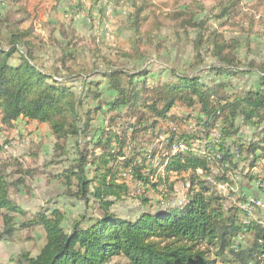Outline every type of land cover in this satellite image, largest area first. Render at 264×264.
Wrapping results in <instances>:
<instances>
[{
  "label": "trees",
  "instance_id": "obj_1",
  "mask_svg": "<svg viewBox=\"0 0 264 264\" xmlns=\"http://www.w3.org/2000/svg\"><path fill=\"white\" fill-rule=\"evenodd\" d=\"M18 1L0 0V136L20 140L21 124L44 125L54 143L41 165V142L31 141L21 158L6 151L9 140L0 144V243L36 227L45 238L36 256L24 252L0 264H264V214L249 217L241 207L248 198L228 190L233 178L264 182V54L251 57L253 15L246 41L208 24L232 25L242 0H215L209 16L176 25L193 32L192 59L182 65L169 61L172 51L164 48L154 64L147 62L139 45L151 43L142 30L151 0H127L130 11L119 20L130 32L131 51L98 53L91 66L77 67L66 26L57 37L35 38L31 27L22 28L28 19L13 20L9 12ZM250 1L255 13L264 10L261 0ZM99 12L103 17V7ZM241 76L256 81L232 82ZM171 173L183 177L170 182ZM35 174L60 184L83 212L70 223L59 208L27 215L10 194L25 190ZM176 182L186 193L172 205ZM131 196L137 217L111 210ZM88 209L98 214L87 215Z\"/></svg>",
  "mask_w": 264,
  "mask_h": 264
},
{
  "label": "rangeland",
  "instance_id": "obj_2",
  "mask_svg": "<svg viewBox=\"0 0 264 264\" xmlns=\"http://www.w3.org/2000/svg\"><path fill=\"white\" fill-rule=\"evenodd\" d=\"M261 1L264 2V0ZM150 5V8L144 13L146 21L142 30L144 32L149 31L151 43L140 44L139 51L148 57L147 62L151 64H154L153 62H155L157 56L165 53L163 48L172 51L169 61L176 63V65L190 62L192 59L190 39L193 37V32L188 31L187 36L186 31L176 25L192 15H196L195 18L199 17L201 19L205 15L209 16L210 10L215 5V0H151ZM19 7L22 12L14 13ZM101 7L104 10L103 17L99 12ZM200 8L205 9L204 13L200 11ZM184 9H188L186 10V17L176 19L178 13ZM240 9V15L232 20V25L220 26L214 19H211L208 24L223 32L226 37L246 41L245 39L248 38L246 36H249L247 30L250 27L247 18L253 15L254 25H252L250 31L251 57L264 54V10L261 9L255 13L250 0H242ZM129 11L130 7L127 0H19L16 7L9 9L13 20L20 19L22 14L24 19H28L22 22V28L31 27L34 37L37 39L49 40L51 36L57 37L60 25L66 26L67 31L64 32L67 37L66 40H70L76 48V67L84 64L91 66L96 59L95 55H98V53L117 55V52L131 51L130 32L119 20L120 16L126 15ZM26 14H29V16ZM52 16L53 20L58 23L50 24ZM156 26L161 28L160 32H150ZM146 39L148 38L146 37ZM156 44L160 45L159 49L155 47ZM44 51L46 53L42 59L48 62L52 55V49L49 47ZM202 55L206 63L211 61L207 52L203 51ZM255 81V78L251 76H241L240 80H232L234 84L240 87L249 86ZM99 121H102L100 116L95 124L99 125ZM23 124L18 128L23 139L19 140L17 134H2L0 144L9 140L10 145L6 151L11 152L13 157L21 158V155L31 148V141L36 144L41 142L43 147L38 162L41 165L51 158L54 139L49 129L44 125ZM242 132L248 134L246 128H243ZM32 149L34 152L38 148L33 147ZM22 161L31 168L37 167L28 158H24ZM58 169V166L49 167L45 171L48 174ZM158 175L164 176L161 170L158 171ZM125 177L127 176L125 175ZM181 177L183 176L171 173L168 180L173 182ZM233 181L236 184L228 190L233 191L231 192L233 194L245 195L248 198V202L241 206L248 216L254 217V213L257 211L264 214V182L261 185L256 181L249 184L243 177L233 178ZM129 184L131 185V183ZM25 185V190L17 193L11 192L10 198L27 215H32L41 208H59L66 213L65 222L70 223L83 212L82 203L64 196V188L56 181H50L43 174H35L32 178L26 180ZM131 188L134 189V186H131ZM185 193V189L176 182V197L172 201V205L182 201ZM149 196L155 197L151 193H149ZM230 199L234 201L232 200L234 198L231 197ZM231 201L229 200V202ZM111 210L125 219L137 217L140 207L138 202L131 196L114 204ZM86 214L96 216L98 213L95 210L88 209ZM44 243V231L40 227L19 231L15 234L13 240L0 243V262L9 263L24 252L36 256Z\"/></svg>",
  "mask_w": 264,
  "mask_h": 264
}]
</instances>
